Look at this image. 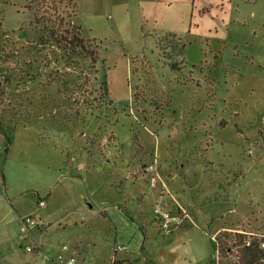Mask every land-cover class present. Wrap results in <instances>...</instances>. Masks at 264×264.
<instances>
[{
	"label": "rangeland",
	"instance_id": "1",
	"mask_svg": "<svg viewBox=\"0 0 264 264\" xmlns=\"http://www.w3.org/2000/svg\"><path fill=\"white\" fill-rule=\"evenodd\" d=\"M29 1L0 0V125L10 141L0 155L6 188L29 195L25 205L31 207L44 199L45 206L38 209L43 220L82 214L96 221L97 230L108 227L109 212L119 208L123 215L120 197L132 185L133 161H141L145 171L155 165L150 182L156 186L159 181L161 196H171L156 157L146 160L162 137L158 125L166 129L173 118L181 120L189 125L185 128L195 129L192 164L200 161L205 172L193 178L206 185L191 201L204 204L202 212L214 217V240L223 250L216 254L219 264H237L233 233L264 235V0L233 1L235 22L242 24L236 30L230 23L234 30L229 34L236 38L232 47H238L230 48L233 55H224L221 63L206 58L208 62L190 67L175 34L151 32L152 39L132 62L130 100L120 103L106 94L112 43L95 39L94 64L54 45H37L28 26ZM188 38L183 41H193L192 35ZM202 54L208 57L209 46ZM49 192L57 209L45 218ZM171 199L173 205L152 203V213L160 205L189 217ZM213 226L207 228L210 233ZM138 230L136 224L118 228L137 241ZM110 232L102 230L101 239H112ZM224 246L230 254H224ZM217 258L213 255L212 264Z\"/></svg>",
	"mask_w": 264,
	"mask_h": 264
},
{
	"label": "crops",
	"instance_id": "2",
	"mask_svg": "<svg viewBox=\"0 0 264 264\" xmlns=\"http://www.w3.org/2000/svg\"><path fill=\"white\" fill-rule=\"evenodd\" d=\"M76 1L77 11L73 20L81 27L82 36L112 43L113 50L108 55L113 58H108L110 66L105 80L106 94L114 103L130 100L133 88L130 83L133 76L132 62L143 53L151 32L175 34L174 37L182 42L184 62L193 65L190 66L193 68L194 65L208 62V59V63L215 64L218 60L221 63L223 58L233 55L230 48L238 47H232L236 38H230L229 34V30H234L229 27L230 23L236 30L242 24L235 22L234 0ZM189 35H192L194 42L185 40L189 39ZM205 46H209L208 57L202 54ZM180 121L173 118L166 129L164 124L158 125L157 131L162 133V137L160 140L156 138L146 161L152 160L154 156L158 160L160 174L166 180L171 196L188 212L189 217L183 225L167 235L159 231L152 213V203L170 202L172 199L170 194L167 196L168 193L161 196L160 182L156 181V186L150 182L149 172L140 169L138 163L141 161L137 164L133 161L129 165L133 179L131 187L125 188L120 197V201L125 203L123 215L117 212L119 208L116 212H109L108 227L104 224L97 230L96 221L82 214L77 217L75 214L63 216L54 221L43 220L38 216L41 207L25 205L26 201H31L29 195L6 188L8 186L0 160V264H62L52 260H55L63 244L68 246L64 256L72 255L75 264H212L213 255L217 258L213 240L218 226H213V216L202 212L204 204L191 201L203 184L201 179L193 178L195 175H205V172L200 161L197 160L194 167L192 164V149L198 143L195 129L193 133L185 128L188 124ZM9 143L0 132V155L7 152ZM139 148V151L143 150L140 145ZM146 176H149L148 179H145ZM204 185L206 183L202 187ZM51 193L46 200L51 206L46 210L45 218L57 209ZM148 201L151 204L146 210ZM89 207H92L91 204ZM26 215L40 217L43 222V226L36 229L30 239L41 246L39 251L25 252L22 249L18 219ZM133 224H136L141 234L137 237L138 241L134 237L127 239L118 231V228ZM212 226L214 230L210 233L207 228ZM104 229H111L112 239H101ZM118 245L123 246V249H117Z\"/></svg>",
	"mask_w": 264,
	"mask_h": 264
},
{
	"label": "trees",
	"instance_id": "3",
	"mask_svg": "<svg viewBox=\"0 0 264 264\" xmlns=\"http://www.w3.org/2000/svg\"><path fill=\"white\" fill-rule=\"evenodd\" d=\"M242 1L253 3L257 0ZM25 9L30 14L28 26L33 29L34 41L37 45H54L66 54L72 52L83 55L91 64L97 61L98 45L95 39H85L81 34V27L74 23L73 17L77 11L76 0H30ZM0 132L5 133L1 125ZM228 233L223 232L225 236ZM233 236L237 264H264V235L258 237L249 236L246 232H234ZM213 245L216 254H223L220 242L216 238L213 240ZM224 248L226 252H230L229 246ZM228 252L224 254H230ZM220 260L218 259V263Z\"/></svg>",
	"mask_w": 264,
	"mask_h": 264
},
{
	"label": "built area",
	"instance_id": "4",
	"mask_svg": "<svg viewBox=\"0 0 264 264\" xmlns=\"http://www.w3.org/2000/svg\"><path fill=\"white\" fill-rule=\"evenodd\" d=\"M72 23V21H71ZM149 173H154L156 170L155 165H150L146 168ZM45 205L44 199H39L37 202L38 207H43ZM154 218L156 220L158 229L163 234L171 233L172 229L179 225L184 219L187 218L186 212L173 215L169 210L160 205H156L153 208ZM43 226V222L40 218L34 215H26L18 219V233L20 241H23L22 249L25 252H34L36 250H41V246L38 243H33L30 239L33 237V233L36 229ZM117 249H123V246L118 245ZM68 251V246L63 244L60 246V251L56 255L55 260L52 262H60L62 264H75V259L72 255H66Z\"/></svg>",
	"mask_w": 264,
	"mask_h": 264
}]
</instances>
